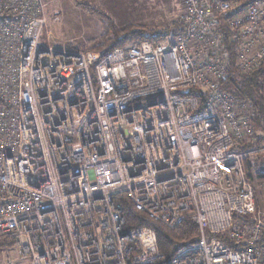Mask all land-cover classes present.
Here are the masks:
<instances>
[{
  "label": "built area",
  "instance_id": "2783aa9c",
  "mask_svg": "<svg viewBox=\"0 0 264 264\" xmlns=\"http://www.w3.org/2000/svg\"><path fill=\"white\" fill-rule=\"evenodd\" d=\"M181 5L174 40L103 56L43 44L44 0H0V264L4 248L19 260L5 264H155L156 231L127 227L121 194L171 230L198 226L165 264H264L239 149L250 105L223 87L264 65V0Z\"/></svg>",
  "mask_w": 264,
  "mask_h": 264
},
{
  "label": "rangeland",
  "instance_id": "374dc122",
  "mask_svg": "<svg viewBox=\"0 0 264 264\" xmlns=\"http://www.w3.org/2000/svg\"><path fill=\"white\" fill-rule=\"evenodd\" d=\"M44 2L48 21L42 36L43 44L77 52H81L77 50L79 47H87L90 41H98L104 33L102 20L95 13L97 11L107 15L122 29L134 26L164 31L175 24H181L179 17L183 9L181 0H44ZM136 43L137 41L131 42L127 46ZM249 105L246 108H239L236 104V107L241 117L250 123V133L240 144L239 149L246 154L244 168L255 187L256 196V211L251 219H246V222L249 220L255 225L257 222L264 224V181L258 177L262 173L259 162L264 156V140L262 139L264 130H260L253 122L254 115H251L253 109L251 104ZM1 239L10 242L6 237ZM2 251L1 264H5L6 256L13 261H19L16 249L8 252L4 248Z\"/></svg>",
  "mask_w": 264,
  "mask_h": 264
},
{
  "label": "trees",
  "instance_id": "16d2710c",
  "mask_svg": "<svg viewBox=\"0 0 264 264\" xmlns=\"http://www.w3.org/2000/svg\"><path fill=\"white\" fill-rule=\"evenodd\" d=\"M95 13L100 20H102L104 33L98 41H90L87 47H79L77 50L81 52H87L89 50L100 51L101 54L105 56L114 48L125 47L131 42L137 41V43H140L147 40L153 44H158L167 40L172 41V39H175L183 32L182 24H175L164 31L149 30L143 27L135 28L134 26L122 29L104 13L98 11ZM86 48H88V50H86ZM223 87L242 101L251 104L254 113L253 122L263 131L264 65L250 74H242L233 67L229 76L223 82ZM190 93L198 98L202 107L206 100L205 94L197 89H192ZM262 139L264 140V134H262ZM258 177L261 181H264L263 172L260 173ZM116 201L123 206V215L126 219L128 228L151 227L156 231L157 246L161 258L158 259L155 264H165L169 262L180 247L195 243L200 238L199 228L191 219H186L176 229L171 230L162 224L149 220L145 214L137 211L124 194L118 196ZM227 243L231 248H235V245L229 241H227ZM12 245V242L4 241L0 238V248L5 246L11 247Z\"/></svg>",
  "mask_w": 264,
  "mask_h": 264
},
{
  "label": "water",
  "instance_id": "95a60500",
  "mask_svg": "<svg viewBox=\"0 0 264 264\" xmlns=\"http://www.w3.org/2000/svg\"><path fill=\"white\" fill-rule=\"evenodd\" d=\"M259 168H260L261 172L264 173V156L262 157V159L259 162Z\"/></svg>",
  "mask_w": 264,
  "mask_h": 264
}]
</instances>
